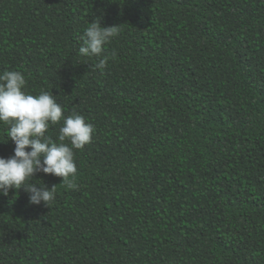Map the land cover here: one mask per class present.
Instances as JSON below:
<instances>
[{
  "label": "trees",
  "instance_id": "1",
  "mask_svg": "<svg viewBox=\"0 0 264 264\" xmlns=\"http://www.w3.org/2000/svg\"><path fill=\"white\" fill-rule=\"evenodd\" d=\"M6 70L95 131L49 207L0 194V264H264V0H0Z\"/></svg>",
  "mask_w": 264,
  "mask_h": 264
},
{
  "label": "clouds",
  "instance_id": "2",
  "mask_svg": "<svg viewBox=\"0 0 264 264\" xmlns=\"http://www.w3.org/2000/svg\"><path fill=\"white\" fill-rule=\"evenodd\" d=\"M117 35V26L105 27L99 19L90 22L79 55L101 57L105 45ZM106 63L107 58L99 59L93 68L103 70ZM0 123L8 126L7 137L15 144L11 157H0V194L8 195L13 188L24 189L29 204L49 207L55 199L56 186L49 189L31 183L37 172L60 177L69 188L74 187L69 179L77 172L74 150L91 143L95 131L83 115L73 112L65 116L52 93L41 90L37 95L29 94L24 74L6 70L0 73ZM52 125H60L58 142L46 134Z\"/></svg>",
  "mask_w": 264,
  "mask_h": 264
}]
</instances>
